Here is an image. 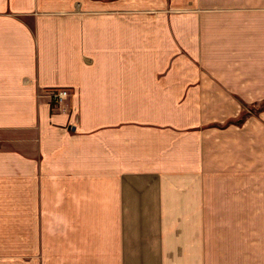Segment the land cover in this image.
Here are the masks:
<instances>
[{"label": "crops", "instance_id": "crops-1", "mask_svg": "<svg viewBox=\"0 0 264 264\" xmlns=\"http://www.w3.org/2000/svg\"><path fill=\"white\" fill-rule=\"evenodd\" d=\"M260 105L264 0H0V264H259Z\"/></svg>", "mask_w": 264, "mask_h": 264}, {"label": "rangeland", "instance_id": "rangeland-1", "mask_svg": "<svg viewBox=\"0 0 264 264\" xmlns=\"http://www.w3.org/2000/svg\"><path fill=\"white\" fill-rule=\"evenodd\" d=\"M255 109V108H253ZM264 109V106L260 105L258 108H256L259 113ZM254 111V110H253ZM250 112L248 110H244L243 113V120L249 115ZM264 182V180L261 179L260 176V183ZM258 201H259V217L258 218H243L242 225L243 227H252V228H258L259 235H258V241H259V264H264V186H260L258 188Z\"/></svg>", "mask_w": 264, "mask_h": 264}, {"label": "built area", "instance_id": "built-area-1", "mask_svg": "<svg viewBox=\"0 0 264 264\" xmlns=\"http://www.w3.org/2000/svg\"><path fill=\"white\" fill-rule=\"evenodd\" d=\"M69 95L70 90L68 88H53L50 90L51 99L56 103L62 102Z\"/></svg>", "mask_w": 264, "mask_h": 264}]
</instances>
